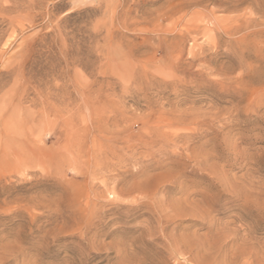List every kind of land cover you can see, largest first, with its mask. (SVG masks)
<instances>
[{"label": "rangeland", "instance_id": "374dc122", "mask_svg": "<svg viewBox=\"0 0 264 264\" xmlns=\"http://www.w3.org/2000/svg\"><path fill=\"white\" fill-rule=\"evenodd\" d=\"M0 264H264V0H0Z\"/></svg>", "mask_w": 264, "mask_h": 264}]
</instances>
